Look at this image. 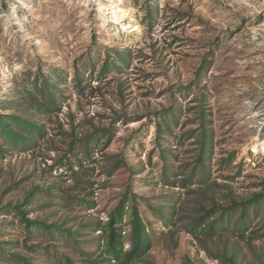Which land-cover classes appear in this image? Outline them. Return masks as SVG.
<instances>
[{
	"label": "rangeland",
	"instance_id": "374dc122",
	"mask_svg": "<svg viewBox=\"0 0 264 264\" xmlns=\"http://www.w3.org/2000/svg\"><path fill=\"white\" fill-rule=\"evenodd\" d=\"M115 51L126 53V64L101 75ZM205 58L209 68L196 80ZM44 80L58 89L60 111L33 112L44 136L0 152V208L34 186L51 187L30 216L65 221L77 240L27 234L12 212L0 216V264H24L14 253L30 264H110L97 227L124 194L135 197L152 240L135 264H221L189 223L204 202L201 179L208 181L206 198L220 206L261 190L264 154L252 146L264 140V0H0V113L14 112L9 103ZM201 104L213 141L198 166ZM109 127L112 136L97 145L81 142ZM119 154L128 166L108 176ZM239 214L203 238L210 251L226 247L240 264H261L264 206L250 211L244 233L234 227Z\"/></svg>",
	"mask_w": 264,
	"mask_h": 264
},
{
	"label": "trees",
	"instance_id": "16d2710c",
	"mask_svg": "<svg viewBox=\"0 0 264 264\" xmlns=\"http://www.w3.org/2000/svg\"><path fill=\"white\" fill-rule=\"evenodd\" d=\"M127 57L125 52L115 51L114 60L110 61L108 56L101 67L100 74L106 75L113 70H120V66L126 64ZM209 65L210 63L207 58L202 60L196 73V80H198L203 73L207 72ZM80 82V75L76 72L74 84L79 92ZM57 92L58 89L55 88L49 80H44L41 89L36 88L34 91L24 89L23 102L16 99L13 103H9L10 107L8 109L14 112L0 113V152L4 153L8 150L25 149L35 144L37 139L44 136V127L34 118L33 112H59L60 105L58 104ZM197 121L199 124L195 137L198 150L196 161L198 166H202L204 157L210 152L213 141L210 121L202 104L197 108ZM160 128L161 126L158 125V134L161 131ZM105 135L112 136L110 127L104 130L95 129L94 132L81 139V142H85L86 146L89 142L97 145ZM75 142L76 140L71 141L70 152H73L72 150L76 144ZM111 159V165L107 170L108 176L128 166L125 157L121 154L113 156ZM72 173L75 177L76 172L72 171ZM201 173L205 174V171L203 170ZM164 178L166 181L168 180L165 174ZM200 184L204 185V190L201 193L204 202L200 201L197 215L193 216L190 220V234L199 241L202 249L214 260H219L221 264H240L236 261L237 257L233 249L229 250L224 247L220 250L210 251L204 238L212 237L221 227L230 224L231 218L237 211H239L240 214L234 227L236 230L238 229L237 231L240 233L247 231L250 223V211H257L260 205L264 206V181L261 183V190L259 192L241 201L230 198L229 203L225 206L216 205L213 201L210 200L211 202H209V199L206 198V192H209V187L206 186L208 181L205 178L201 179ZM50 190L51 187L42 189L41 187L34 186L29 191H26L22 200L14 204L8 202L5 206H2L0 208V216L13 212L19 224L27 234L41 233L52 236L54 233H64L67 237L76 242L78 232L66 226L65 221L49 220L48 215L30 216L34 211L33 205L37 202L39 195L50 194ZM59 198L61 199V203L64 202L63 204L65 206H67L69 202L67 199H71L70 195L67 199L66 197ZM127 204H130V230L128 235L130 246L127 250H124V239L121 226L126 215ZM97 231L102 235V248L103 252L107 255V259L105 260L110 264H135L146 256L152 248V240L147 231L146 223L141 216L133 195L129 197L127 194H124L116 207L109 214L108 220L99 224ZM3 244L4 243H0L1 253L6 252ZM8 244L12 245L14 243L10 242ZM12 256L18 258L24 264H30L28 259L19 254L14 253ZM260 263L264 264V261L260 260ZM92 264L101 263L93 261Z\"/></svg>",
	"mask_w": 264,
	"mask_h": 264
},
{
	"label": "bare ground",
	"instance_id": "6f19581e",
	"mask_svg": "<svg viewBox=\"0 0 264 264\" xmlns=\"http://www.w3.org/2000/svg\"><path fill=\"white\" fill-rule=\"evenodd\" d=\"M253 142V152H262L264 154V140L255 139Z\"/></svg>",
	"mask_w": 264,
	"mask_h": 264
}]
</instances>
